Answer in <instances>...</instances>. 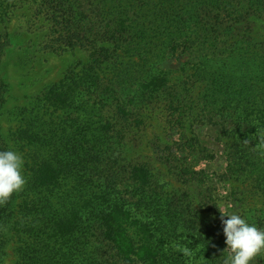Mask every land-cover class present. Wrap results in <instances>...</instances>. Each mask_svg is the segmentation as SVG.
<instances>
[{
    "label": "trees",
    "instance_id": "trees-1",
    "mask_svg": "<svg viewBox=\"0 0 264 264\" xmlns=\"http://www.w3.org/2000/svg\"><path fill=\"white\" fill-rule=\"evenodd\" d=\"M18 7L29 32L43 34L45 50L90 49L92 60L81 75L50 86L13 134L28 149V183L21 203L16 193L0 204V264L11 234L19 244L15 264H222L218 216L130 158L126 136L159 100L173 118V141L162 140L165 165L211 191L193 163L208 149L198 143L191 150L182 132L191 118H208L226 145L220 181L231 185L228 199L264 229V99L255 98H264L255 91L264 83V42L238 30L247 17L264 18V0H0V151L10 149L2 119L13 85L3 65L15 45L8 23ZM227 32L232 45L222 48ZM231 55L246 73L219 67ZM173 61L180 71L190 67L189 84L205 85L191 106L170 87L174 72L165 65ZM113 68L117 81L107 78ZM137 69L133 95H117L114 86L128 84ZM245 194L262 205H244Z\"/></svg>",
    "mask_w": 264,
    "mask_h": 264
},
{
    "label": "rangeland",
    "instance_id": "rangeland-1",
    "mask_svg": "<svg viewBox=\"0 0 264 264\" xmlns=\"http://www.w3.org/2000/svg\"><path fill=\"white\" fill-rule=\"evenodd\" d=\"M20 8L21 7H18V10L15 9L14 16L11 22L8 23L15 45L8 50L4 58L5 64L3 63V74L10 78L13 89L8 101L6 116L2 119V131L9 140L10 149H14L23 155L25 160L24 175L28 183L26 174V165L28 163L26 157L28 155V149L24 144L18 143L13 137V134L16 133L21 120L29 115L25 111L34 109L36 112L41 108L43 104L39 99L50 86L59 84L68 76L73 77L78 74L81 75L85 65L92 60V51L90 49H77L75 52L55 53L52 52V50L48 52V50H45L46 45H42L43 34L41 38L37 36L39 33H35L36 30L34 33L29 32L25 25V22L28 20L22 18L25 12ZM245 19L240 21L242 23L238 26V30H243V33H248L258 42H264V18L250 16ZM227 35L228 32L223 34L220 38V41L223 42L222 48H227L232 45L231 42H228L231 41V39ZM224 58L225 62L219 63V67L225 69L224 65H226V71L230 69L232 73L235 72L236 75H241L242 65L237 56L231 55L225 56ZM258 63L259 62H257V64ZM179 68L180 62L178 61H173L165 65L167 71L174 72L170 76L171 89L180 94L182 98H186L185 100H187L188 105L191 106L192 101L194 102L198 99L205 85L201 83L189 84L188 76L193 73L190 71V67L184 72L180 71ZM242 68L246 73V67L243 66ZM262 68L263 67H260L259 69ZM120 70L123 69H119V72ZM124 70L129 72L127 68H124ZM71 73H74V75H71ZM138 73V69L131 72L134 78L128 81V84L120 83V86H117L119 83H117V85L115 84L116 86L114 87L117 89V95H133L134 92L130 89H137L134 87L135 83L132 84V82L138 77ZM119 74L120 73H117L116 69L113 68L112 71L107 73V78L116 79ZM127 74L128 73H122V75L125 76ZM255 84L257 87L255 88L256 93L259 91L262 93L264 90V83L258 81ZM107 85L109 87L111 86V84ZM232 86L234 87L235 85L232 84ZM105 89V86L102 87L97 91L98 94H102ZM254 94L255 93H253V95ZM110 95L113 96V93L111 92ZM255 98H259V104H261L264 99L259 95H256ZM122 99L125 98L122 97ZM248 104L251 105L252 103L248 102ZM110 105L114 113L117 108V102L110 103ZM252 105H254V103ZM167 107L168 105L166 103L163 104V102L159 100L155 101L152 106L142 109L145 114L143 118L145 124L140 127L134 125L131 134L128 133L125 139V143H131L129 145V148L132 149V151H130V158L139 163L149 164L153 168L159 183L165 180L164 182L169 183L173 189L185 193H194V205L202 210V212L218 216L217 219L220 220L219 223L221 226V213L218 207L223 206L225 213L234 212L244 217L243 209L238 208L234 199H228V197H230L231 185L225 182L221 183L222 176L225 172L226 145H223L218 138V128L213 126L208 118L201 115L197 118H191L190 122H187L185 125V130H182V132L186 137L184 141L191 142V150L198 148V143L208 149L207 153L200 154V159L193 158V163L195 172L204 171L207 177H209V180H207V178L205 181H208L207 186L213 187L211 191L208 192V189L200 186L197 181H190L189 179H192V175H189L188 178L178 176L176 171L170 170L171 168L165 165L166 160L162 158L165 146L162 144V140H166L167 137H169L171 141H173L174 137L169 134L170 125L167 122L170 121L172 117L170 118L169 112L166 110ZM132 108L134 107H131V109ZM196 112H198V110ZM218 181H220V183L216 185ZM26 185L21 192L17 193L16 205L22 202L23 198L21 194L25 190ZM205 197H207V199H205ZM210 197H212L211 200H209ZM240 198H243L244 205L250 204L251 207H260L262 205V201L260 202L258 199H252V197H248L247 194L240 196ZM225 219H227V217H225ZM7 240L8 242L5 244L2 251L1 264H15L17 258L16 249L19 246L17 242L18 239L15 235L11 234ZM257 264H264V256L257 257Z\"/></svg>",
    "mask_w": 264,
    "mask_h": 264
},
{
    "label": "clouds",
    "instance_id": "clouds-1",
    "mask_svg": "<svg viewBox=\"0 0 264 264\" xmlns=\"http://www.w3.org/2000/svg\"><path fill=\"white\" fill-rule=\"evenodd\" d=\"M24 166L20 152L14 149L0 151V204L24 189L27 183ZM218 209L227 246L222 253V264H257V257L264 256V229L237 213H225L223 206Z\"/></svg>",
    "mask_w": 264,
    "mask_h": 264
}]
</instances>
